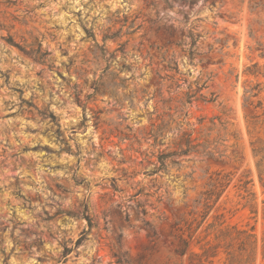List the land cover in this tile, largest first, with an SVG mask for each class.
<instances>
[{
    "label": "rangeland",
    "instance_id": "374dc122",
    "mask_svg": "<svg viewBox=\"0 0 264 264\" xmlns=\"http://www.w3.org/2000/svg\"><path fill=\"white\" fill-rule=\"evenodd\" d=\"M263 73L264 0H0V264H188L166 233L216 177L195 235L246 230L264 264ZM184 131L195 151L150 173Z\"/></svg>",
    "mask_w": 264,
    "mask_h": 264
},
{
    "label": "trees",
    "instance_id": "16d2710c",
    "mask_svg": "<svg viewBox=\"0 0 264 264\" xmlns=\"http://www.w3.org/2000/svg\"><path fill=\"white\" fill-rule=\"evenodd\" d=\"M196 38L191 35L189 42L188 55L190 58L197 53L193 48L196 43ZM256 71H252L255 73ZM264 75V73H263ZM259 84L256 83L254 86L249 89H245L244 93V107L248 108L250 113L246 114V122L248 127H255L256 125H264V103L262 99L258 98L257 100L252 99L253 97L258 96L260 92ZM202 86H197L193 92L188 95L187 102L195 97L197 100L203 101H212L213 98H207L202 93H199ZM257 109L261 111L256 112ZM164 125H157L154 130H151L150 134L153 137L154 141H158V137L162 135V129ZM175 149L168 150L167 147L160 150L157 154V165L155 168L150 171V173H155L161 169H164L167 164V160H171L176 163L177 156L185 155L190 151H195L196 147L199 144H193V140L190 138V134L185 131L182 132L178 140L175 142ZM253 153L255 156L260 155L256 161V168L259 173L260 179L264 176V145H261L257 148H253ZM220 183L219 179L216 177L214 181L210 184L212 188L207 191H204V200L202 205L205 207V212L202 214L201 219L193 225L196 218L189 220L179 219L170 224L169 230L166 233L168 238H171L170 243L173 245V253L176 257L182 258L186 255V261L188 264H214V258L218 255V248L223 247L227 257L222 262L223 264H244L243 256L245 259L249 257L250 252L254 250L255 239L253 233H247L246 230H236L234 227L226 229H217L214 234V241L212 243L210 240H206V236L195 235L198 227L202 223L203 219L208 213V210L211 208L212 204H208L211 201V197L215 195V199L219 197L222 190H216V184ZM199 203V202H198ZM85 209L82 210V215L84 214ZM87 220V224L91 227V219L88 215H83ZM167 216L162 217L163 220H167ZM151 226V225H150ZM210 226V225H209ZM153 228V226H152ZM86 232L83 231L81 237L76 241L78 243ZM192 246H197L199 251L192 250ZM68 248L65 247V252H68ZM180 264V263H173Z\"/></svg>",
    "mask_w": 264,
    "mask_h": 264
}]
</instances>
